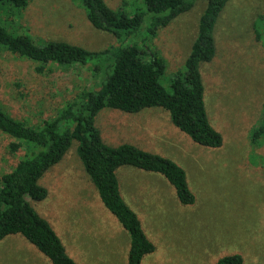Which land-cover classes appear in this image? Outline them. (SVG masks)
Instances as JSON below:
<instances>
[{
  "label": "rangeland",
  "instance_id": "rangeland-1",
  "mask_svg": "<svg viewBox=\"0 0 264 264\" xmlns=\"http://www.w3.org/2000/svg\"><path fill=\"white\" fill-rule=\"evenodd\" d=\"M106 1L129 13L144 6L139 0ZM205 5L196 0L152 39L166 60L162 83L167 89L174 73L184 68ZM18 19L20 29L35 37L93 50L119 44L114 34L90 23L80 0H32ZM216 42L215 57L201 63V71L209 119L223 136L220 147L194 142L162 107L135 113L103 107L96 115L105 142H132L172 158L187 171L196 196L193 204L184 205L161 174L130 165L118 169L122 194L156 246L141 264H214L230 253L242 255L243 264H264V137L257 146L249 141L251 129L264 121V0H230L219 18ZM99 64L100 73L91 64L57 65L40 76L34 62L0 52V101L16 117L42 118L81 88L98 87L109 61ZM15 140L0 131V174L25 154V148L10 152ZM77 144L74 140L41 177L47 197L31 203L78 263L128 264L129 233L102 202ZM0 264L52 262L15 233L0 241Z\"/></svg>",
  "mask_w": 264,
  "mask_h": 264
},
{
  "label": "trees",
  "instance_id": "trees-1",
  "mask_svg": "<svg viewBox=\"0 0 264 264\" xmlns=\"http://www.w3.org/2000/svg\"><path fill=\"white\" fill-rule=\"evenodd\" d=\"M31 1L0 0V52L34 62L35 73L40 76L53 73L57 65L91 64L100 73L99 62L109 61V64L98 87L81 88L42 118L16 117L0 101V131L16 139L9 143L10 152L25 148L24 156L0 174V241L7 235L20 233L52 264H80L67 252L48 219L31 203L47 197L48 189L40 183L41 177L63 158L76 140L77 154L102 202L129 233L127 263L141 264L156 246L140 216L122 194L118 169L130 165L161 174L174 186L179 202L184 205L193 204L196 196L187 171L172 158L132 142L118 145L105 142L95 123L96 115L103 107L131 113L162 107L194 142L220 147L223 136L207 113L201 63L211 61L217 53L216 28L230 0H205L184 68L174 73L170 89L162 83L166 60L151 42L160 28L190 10L196 0H139L144 6L132 13L124 8L115 9L106 0H80L90 23L118 39V45L99 50L67 40L35 37L21 30L17 18ZM263 137L264 121L251 129L249 141L257 146ZM243 262L242 255L230 253L219 257L214 264Z\"/></svg>",
  "mask_w": 264,
  "mask_h": 264
},
{
  "label": "crops",
  "instance_id": "crops-1",
  "mask_svg": "<svg viewBox=\"0 0 264 264\" xmlns=\"http://www.w3.org/2000/svg\"><path fill=\"white\" fill-rule=\"evenodd\" d=\"M149 129H151V128H149ZM139 131H140L141 133L143 132V127H142V126L139 128Z\"/></svg>",
  "mask_w": 264,
  "mask_h": 264
}]
</instances>
